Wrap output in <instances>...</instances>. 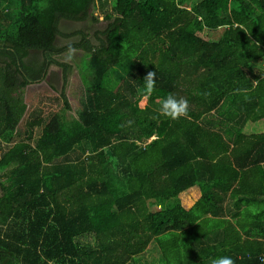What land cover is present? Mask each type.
Returning <instances> with one entry per match:
<instances>
[{
  "label": "trees",
  "instance_id": "obj_1",
  "mask_svg": "<svg viewBox=\"0 0 264 264\" xmlns=\"http://www.w3.org/2000/svg\"><path fill=\"white\" fill-rule=\"evenodd\" d=\"M87 18L107 23L97 45L80 30L56 46L60 21ZM70 50L77 117L63 90L60 113L26 114L24 88L50 66L66 84L54 57ZM261 59L264 0H0V264H264V132H244L264 121ZM169 93L186 116L159 114Z\"/></svg>",
  "mask_w": 264,
  "mask_h": 264
},
{
  "label": "rangeland",
  "instance_id": "obj_2",
  "mask_svg": "<svg viewBox=\"0 0 264 264\" xmlns=\"http://www.w3.org/2000/svg\"><path fill=\"white\" fill-rule=\"evenodd\" d=\"M89 13H93V10L90 9ZM96 14L97 12L94 13V15ZM106 24L107 23L103 20H98L96 23L92 22L90 18H87L81 22L60 21L58 25L59 35L56 37L55 44L56 46H64L73 41H77V37L66 39L62 35L71 31L80 30H84L86 35H88V39L92 41L93 44H96L97 37H95V32L103 31L106 28ZM99 38L103 40V37ZM83 56L84 54L82 51L70 50L54 57L59 63L69 66V69L66 72V84L63 77V69L56 66H50L43 82L29 85L24 88L22 99L26 105V114L35 112V110L40 112L42 117H46L52 112L60 113L62 109H64L62 105V99L60 98V92L63 90L69 105V109L65 113L67 118L72 116L77 117L84 101V88L81 82L80 73L78 71L79 69L82 71L84 70L83 68L85 64V58H83ZM262 60L264 61V59ZM253 64L255 67L263 69L264 64L260 63L259 61ZM258 65H262V67ZM50 86L54 88L53 91L51 88H49ZM145 103L146 99L143 98L139 102V106L144 107ZM260 123L261 124L256 123L247 125L244 130L245 134L260 133L262 131L264 132V121H261ZM21 124L19 127H21ZM153 138L154 137L150 138L149 140H152ZM79 241L86 244L91 249H95L96 243L91 235H84L83 237L79 238ZM150 251L151 250L149 249L144 254L145 259H147V263L156 257V251Z\"/></svg>",
  "mask_w": 264,
  "mask_h": 264
},
{
  "label": "clouds",
  "instance_id": "obj_3",
  "mask_svg": "<svg viewBox=\"0 0 264 264\" xmlns=\"http://www.w3.org/2000/svg\"><path fill=\"white\" fill-rule=\"evenodd\" d=\"M155 75L154 72H149L144 77V87L146 94L150 95L155 87ZM188 110V101L180 98L177 99L172 94H167L160 103L159 114L169 118L171 120H176L181 116H186ZM212 264H233V260L229 256H220L212 261Z\"/></svg>",
  "mask_w": 264,
  "mask_h": 264
},
{
  "label": "crops",
  "instance_id": "obj_4",
  "mask_svg": "<svg viewBox=\"0 0 264 264\" xmlns=\"http://www.w3.org/2000/svg\"><path fill=\"white\" fill-rule=\"evenodd\" d=\"M260 63L264 64V61L261 59L259 61ZM260 67H262V65H258ZM263 70H264V65H263ZM249 77H252L251 74H247ZM146 104V103H145ZM143 108V107H141ZM186 194L187 196L190 195L191 197V204L190 205H183V200H182V195ZM200 197V191L197 187H192L190 189H188L186 192H183L179 195L180 201L182 206L185 209H190L192 207V205L199 199ZM234 202L235 199H231L230 197H227V199L225 200L224 204H223V208H226L225 211V220H227V222H229L231 225H233L234 227L237 226V222H239L240 217H238V215L236 214V208L234 207ZM236 230L238 229L237 227H235ZM212 231H221V232H228L231 235H233V230L229 227V225L227 223H225L223 226H221L218 229H214L213 227L210 228Z\"/></svg>",
  "mask_w": 264,
  "mask_h": 264
}]
</instances>
